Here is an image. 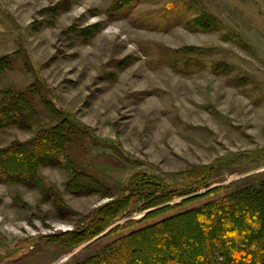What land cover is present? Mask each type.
I'll list each match as a JSON object with an SVG mask.
<instances>
[{
	"label": "rangeland",
	"instance_id": "obj_1",
	"mask_svg": "<svg viewBox=\"0 0 264 264\" xmlns=\"http://www.w3.org/2000/svg\"><path fill=\"white\" fill-rule=\"evenodd\" d=\"M113 1L0 0V56L19 50L26 59L27 53L54 89L53 101L59 107L94 135L120 142L125 158L117 162L113 157L118 154H106L108 162L96 159L91 164L113 196L137 171L157 177L169 174L164 178L175 175L182 181L181 172L191 165H210L215 159L217 177L169 205L181 204L178 210H184L221 196L222 187L247 175L264 176V0H197L222 26L209 33L190 31L179 21L182 7L173 6L187 0H140L130 12L109 14ZM193 15L188 13L189 18ZM96 23L101 29L89 41L75 39L68 30ZM226 32L231 35L223 36ZM230 36H237L243 45ZM157 45L171 56L183 46L209 47L210 59H222L233 71L176 73L159 63ZM239 75L248 80L234 79ZM34 77L20 61L0 87H23ZM30 137L32 133L9 129L0 132V147ZM81 157L78 160L86 162ZM40 175L65 207L58 213L37 190L0 183V264H72L93 251L85 250L92 241L68 250L55 241L56 236L80 225L110 198L64 192L67 174L58 168L42 167ZM194 195L202 197L190 202ZM17 196L19 205L14 202ZM186 199L190 203L183 202ZM152 210L136 211L112 223L97 237L116 226L123 228L97 246L130 230L140 219L144 224L166 214L143 219Z\"/></svg>",
	"mask_w": 264,
	"mask_h": 264
},
{
	"label": "trees",
	"instance_id": "obj_2",
	"mask_svg": "<svg viewBox=\"0 0 264 264\" xmlns=\"http://www.w3.org/2000/svg\"><path fill=\"white\" fill-rule=\"evenodd\" d=\"M138 1L114 0L107 12H127ZM180 3L173 9L182 7L179 21L184 22L186 29L204 33L221 30L220 22L208 14L197 0ZM164 11L167 12V9ZM191 11L194 15L189 18ZM100 29L99 23L84 28H68L74 38L88 41ZM224 35H231V32ZM229 39L243 45L237 36H230ZM162 48L156 46L158 54L150 49L158 57L159 63L168 64L176 73L190 74L208 69L214 74L229 75L233 71L222 59L212 61V49L209 47L183 46L173 50V56ZM26 57H22L19 50L0 56V83L20 61L25 69L31 68L35 73L34 80L23 87H0V132L16 129L32 133V137L25 141L14 140L0 147V183L37 190L43 200H50L59 213L65 205L59 202L55 188L46 184L40 175L42 167H51L67 174L63 183L64 192L75 197L98 195L100 198H110L86 215L80 225L56 236L55 241L66 245L68 250L92 241L85 250L90 248L93 251L72 264H264L262 174H250L238 179L222 187L225 192L221 196L184 210H178L183 206L181 204L169 203L175 198L197 193L198 189L216 178V163L219 160L215 159L210 165H191V168L181 172L183 179H179L182 181H177L175 175L164 178L169 174H158L157 177L150 171H137L120 185L118 194L113 196L110 186L92 170L91 164L97 163L96 159L108 162L106 154H118L113 157L114 161L117 158V162L125 158L120 142L94 135L74 114L59 107L53 101L56 98L54 89L46 84L27 53ZM234 79L248 80L243 75ZM78 157L86 162L79 161ZM87 167L91 168V172ZM201 197L194 195L188 198L194 200L188 201L193 202ZM18 199L17 196L14 202L19 205ZM188 201L186 204L190 203ZM149 209L153 210L143 219L150 214L154 215L151 216L153 218L166 214L144 224L140 219L135 222V227L133 225L110 242L97 246L101 239L123 228L116 226L97 237L112 223L136 211Z\"/></svg>",
	"mask_w": 264,
	"mask_h": 264
},
{
	"label": "bare ground",
	"instance_id": "obj_3",
	"mask_svg": "<svg viewBox=\"0 0 264 264\" xmlns=\"http://www.w3.org/2000/svg\"><path fill=\"white\" fill-rule=\"evenodd\" d=\"M25 156V155H24ZM17 159V158H16ZM19 159V158H18ZM20 160V159H19ZM19 162V161H18ZM31 164V163H30ZM192 232V231H191Z\"/></svg>",
	"mask_w": 264,
	"mask_h": 264
}]
</instances>
